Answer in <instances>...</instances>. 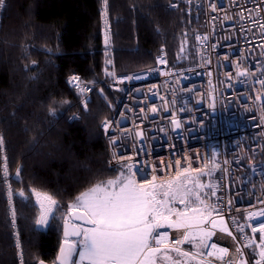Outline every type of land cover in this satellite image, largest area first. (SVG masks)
I'll return each mask as SVG.
<instances>
[{
  "label": "trees",
  "instance_id": "obj_1",
  "mask_svg": "<svg viewBox=\"0 0 264 264\" xmlns=\"http://www.w3.org/2000/svg\"><path fill=\"white\" fill-rule=\"evenodd\" d=\"M187 1L109 0L116 72L151 67L162 48L171 68L194 64L199 17L189 11ZM101 6L102 0L0 3V264L54 263L66 206L118 174V168L107 164L100 129L120 97L109 85L111 63L101 42ZM73 75L95 86L85 110L77 88L66 83ZM76 112L79 119L69 121ZM4 159L14 173V220L1 182ZM199 179L213 186L214 197L211 190L204 191L214 203L218 176ZM35 193L55 201L44 230L36 226ZM189 248L183 244L181 249L191 252Z\"/></svg>",
  "mask_w": 264,
  "mask_h": 264
},
{
  "label": "built area",
  "instance_id": "obj_2",
  "mask_svg": "<svg viewBox=\"0 0 264 264\" xmlns=\"http://www.w3.org/2000/svg\"><path fill=\"white\" fill-rule=\"evenodd\" d=\"M187 4L189 11L199 17L200 31L196 36L208 37L207 41L195 39V63L171 68L162 48L151 67L118 73L110 51L112 26L108 12L107 15L104 13L102 0L101 42L111 63L109 85L120 91V97L109 117L117 122L112 129L115 135L110 140L109 133L102 128L106 119L101 122L100 129L108 166H123L128 176L139 184L148 185L153 176L157 182L172 179L177 169L165 167V163L171 165L175 160H181L184 167L190 163L193 176L195 170L201 168L206 173L210 170L207 176L217 175L219 194L214 203L219 202L218 209L237 239L234 241L215 229L216 235L209 243L228 248L230 255L234 256L237 244L243 249L247 240L241 239L232 221L258 227L257 220L264 219H246L249 212L264 207L260 203L264 198V136L259 127L264 123V101L254 98L264 91L256 82L264 78L260 67L264 64V47L260 44L262 30L256 27L246 33L244 30L250 24L247 19L239 18L242 9L259 5L257 0H188ZM210 4L216 11L210 9ZM259 4H264V0H259ZM261 19L264 20V16ZM238 65L239 70L248 71L246 77L235 76ZM140 73L144 77L139 80L126 79ZM228 78L231 83L227 82ZM75 87L81 97L80 105L95 88L94 84L81 78ZM152 108L157 111L151 112ZM173 118L181 122L179 129L171 124ZM78 119L76 112L68 120ZM137 132L142 135L137 136ZM112 140L118 143L113 145ZM13 176L4 159L1 182L12 220L15 217ZM157 231L169 232V244L178 236L174 229L160 228ZM246 234L251 235L250 228ZM244 252L247 254L246 249ZM207 259H212L213 264H225V261H215L214 257Z\"/></svg>",
  "mask_w": 264,
  "mask_h": 264
},
{
  "label": "snow or ice",
  "instance_id": "obj_3",
  "mask_svg": "<svg viewBox=\"0 0 264 264\" xmlns=\"http://www.w3.org/2000/svg\"><path fill=\"white\" fill-rule=\"evenodd\" d=\"M0 3H3V0H0ZM257 3L259 6L242 9L239 18L247 19L250 24V27L244 30L246 33L254 31L256 27L261 28L260 44L264 47V20L261 19V16H264V4H259V0ZM108 4L109 0H103L105 15ZM172 7H175V4ZM209 7L213 12L216 11L213 5L210 4ZM257 13L260 15H256ZM195 39L207 41L208 37L196 36ZM255 46L254 44L253 47ZM181 51L183 52V45ZM160 63H164L163 59ZM237 67V78L249 74L246 69L239 70V65ZM260 67L264 73V64ZM142 77L144 74L140 73L126 79L131 81ZM78 81L79 78L73 76L66 83L75 87ZM227 82L231 83V78H228ZM256 82L264 89V78ZM98 94L104 97L103 90ZM254 98L264 101V91ZM90 102V99L85 98L81 104L82 110H85ZM156 111L155 108L151 109L153 113ZM116 123L111 118L102 122L101 126L109 133L110 140L115 135L112 129ZM171 124L175 129L181 127V122L175 118L171 120ZM259 127L261 135L264 136V123ZM136 135L141 136L142 132H137ZM111 142L113 145L118 143L116 140ZM165 167L177 169L175 177L157 182V178L153 176L148 185H142L122 174L120 180H110L105 186L97 185L79 197L74 204L66 206L68 217L81 223L69 225L66 221L65 240L59 248L60 256L57 258L59 264H68L73 255H77L79 261H73L72 264H157L160 253H165L162 258L169 260L170 264H181L180 260L171 261L166 255L168 251H174L184 258L183 264H213L212 259H207L209 257H214L215 261H225V264H252L253 260L254 264H264V219L257 220L264 218V207L249 212L246 218L249 221L257 220L258 227L232 221L236 232L240 234L241 239H246L247 243L243 245V249L237 244L234 256L230 255L228 248H218L216 243H209L216 235V231H213L215 229L226 233L234 241L237 239L218 209L219 202L213 203L209 194L204 191L211 190V196L214 197L216 192L213 186L200 182L199 176L210 174V170L206 173L203 168L196 169V175L193 176L191 164L184 167L181 160H175L171 165L165 163ZM260 203L264 205V198ZM69 227L71 232L68 231ZM160 228L177 230L178 236L169 244V232L157 231ZM249 228L250 236L246 234ZM257 233L259 243L255 239ZM183 244H190L195 251L182 250L180 245ZM244 249L250 251L245 254ZM246 255L248 258H245ZM225 257L228 259L225 260Z\"/></svg>",
  "mask_w": 264,
  "mask_h": 264
},
{
  "label": "crops",
  "instance_id": "obj_4",
  "mask_svg": "<svg viewBox=\"0 0 264 264\" xmlns=\"http://www.w3.org/2000/svg\"><path fill=\"white\" fill-rule=\"evenodd\" d=\"M89 191V190H88ZM87 191V192H88ZM87 192H85V193H87ZM84 193V194H85ZM43 195H45V194H43ZM42 195V193H35L34 194V200H35V203H36V205L39 207V213H38V217H37V223L38 224H40V227H38L37 226V223H36V226H37V228H39V229H41V230H44L46 227H47V225H48V222H49V220H50V218H51V216H52V214L50 215V213L49 212H46L45 214H43V212H42V210H41V208H40V206H39V203H38V200L36 201V199H47L45 196H43ZM83 195V194H82ZM81 195V196H82ZM80 196V197H81ZM41 217V218H40ZM65 220H67V218L65 219ZM182 248V247H181ZM185 251V250H184ZM172 253H173V255H171V256H168L169 258H170V260L171 261H176V260H178L179 259V257L177 256V254L174 252V251H171ZM165 255V253H160V254H158V259H157V264H170V261L169 260H165V259H163L162 257ZM166 255H167V253H166ZM176 257H178V259L176 258ZM183 260H184V258H182L180 261H181V264H183ZM73 261H79V257L77 256V255H74V257H73V260H72V262ZM192 264H195V262H192Z\"/></svg>",
  "mask_w": 264,
  "mask_h": 264
},
{
  "label": "rangeland",
  "instance_id": "obj_5",
  "mask_svg": "<svg viewBox=\"0 0 264 264\" xmlns=\"http://www.w3.org/2000/svg\"><path fill=\"white\" fill-rule=\"evenodd\" d=\"M122 174L125 177H129L128 174H127V172H126V170H125V168L123 166H121L120 168H118V174L116 175V177L112 178L111 180H120ZM200 182H201V180H200ZM105 185H107V183L102 184L101 186H105ZM94 187H96V186H94ZM189 187H191V185H189ZM93 188H91V189H93ZM43 196H45L47 199L44 200V199L41 198V199H36V201L38 200L39 206H40L43 214H45L46 212H49L50 215H51L53 213V211H54V208H55V201L51 197H49L47 195H43ZM37 226L40 227V224L37 223ZM255 239H256V242L259 243V234H257L255 236ZM188 245L190 247L189 250L195 251V249H193L190 244H188ZM248 251H250V250L249 249H246V252H248ZM171 255H173V253L171 251H168L167 252V256H171ZM176 258L178 259V257H176ZM181 259L182 258H179L178 260H181ZM252 263L254 264V260L252 261Z\"/></svg>",
  "mask_w": 264,
  "mask_h": 264
},
{
  "label": "water",
  "instance_id": "obj_6",
  "mask_svg": "<svg viewBox=\"0 0 264 264\" xmlns=\"http://www.w3.org/2000/svg\"><path fill=\"white\" fill-rule=\"evenodd\" d=\"M66 221H68V224L69 225H72V224H80L81 223L80 221H76V220L70 219L68 217V215H67V220H65L63 222V224H62V242L60 244V247H61V245L63 244V242L65 240L64 232H65ZM68 231L71 232V227L68 228ZM59 256H60V252H59V249H58V252H57L56 257H55V261H54V263H51V264H59L58 259H57ZM73 257H74V255L69 258L68 264H72ZM37 264H48V263H45L43 261H39Z\"/></svg>",
  "mask_w": 264,
  "mask_h": 264
}]
</instances>
